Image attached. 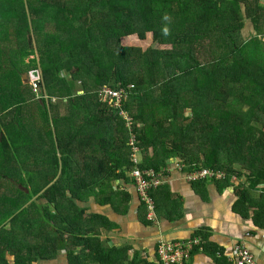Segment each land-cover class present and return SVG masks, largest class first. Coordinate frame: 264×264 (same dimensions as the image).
Returning a JSON list of instances; mask_svg holds the SVG:
<instances>
[{"label": "trees", "instance_id": "16d2710c", "mask_svg": "<svg viewBox=\"0 0 264 264\" xmlns=\"http://www.w3.org/2000/svg\"><path fill=\"white\" fill-rule=\"evenodd\" d=\"M147 32L171 49L122 43ZM34 69L40 103L17 81ZM78 82L81 94L73 92ZM103 86L123 88L127 100L101 102ZM0 122V264L45 262L61 250L67 264H135L122 249L104 248L99 235L110 223L76 203L94 196L117 210L118 194L127 193L113 184L134 186L132 133L141 170L159 172L177 159L184 173L223 172L214 181L227 186L245 171L235 208L264 227V130L253 141L264 127V4L0 0ZM160 187L150 191L154 201Z\"/></svg>", "mask_w": 264, "mask_h": 264}, {"label": "crops", "instance_id": "0c3cea01", "mask_svg": "<svg viewBox=\"0 0 264 264\" xmlns=\"http://www.w3.org/2000/svg\"><path fill=\"white\" fill-rule=\"evenodd\" d=\"M242 7L245 8L244 4ZM252 31L253 22L246 18L245 37ZM177 163L171 160L159 171L163 172L165 183L158 190L159 200L154 201L153 219H148L147 208L134 186L122 185V180L112 187L117 193H127L118 194L115 211L110 203L99 204L94 196H89L86 202L76 201L86 214L100 215L110 223V229L101 230L99 235L104 248L122 249L127 261L136 258L135 264H160L157 255L160 243L199 241L190 252L189 264H234V246L241 243L251 251L257 264H264V227L254 221L252 213L244 216L235 208L243 190L239 188L241 179L233 186L214 180L189 182L186 173L176 167ZM59 261L67 264L64 250L45 264H59Z\"/></svg>", "mask_w": 264, "mask_h": 264}, {"label": "built area", "instance_id": "2783aa9c", "mask_svg": "<svg viewBox=\"0 0 264 264\" xmlns=\"http://www.w3.org/2000/svg\"><path fill=\"white\" fill-rule=\"evenodd\" d=\"M40 84L41 81L39 77L38 80L36 79L34 85L35 87H39ZM33 90L35 91V89ZM126 92L127 91L123 88L116 90L108 86H103L100 93L98 94V98L103 103H111V106L121 107L123 101L127 100L128 95ZM122 113L123 112H121V114ZM130 140L134 142L136 141V137H132ZM133 142H131L132 150L134 149L136 153L141 154L140 148L137 146V143L134 144ZM135 146L139 150L136 151ZM132 160L135 163V167L131 171L130 176L133 180L134 188L139 195L140 200L145 204L147 208L148 219H153L156 206L153 198L150 196V191L157 189L158 187L163 185L165 183V176L163 175V172H155L153 169L141 170L137 166L138 164H140V161L136 160L135 158ZM176 167L180 171H182L183 166L180 165V163H177ZM224 176V173L221 171H213L207 168L198 169L185 174V178L189 182L214 179L218 180L224 178ZM233 181H238L237 177H234ZM198 245L199 241H177L174 243H160L157 248V255L159 256L160 264H189L191 257L190 252ZM232 260L234 264H257L256 259L251 251L241 243H237L234 246Z\"/></svg>", "mask_w": 264, "mask_h": 264}, {"label": "rangeland", "instance_id": "374dc122", "mask_svg": "<svg viewBox=\"0 0 264 264\" xmlns=\"http://www.w3.org/2000/svg\"><path fill=\"white\" fill-rule=\"evenodd\" d=\"M13 42H14V39H10V41L9 42H1V45H5L4 47H3V49H7V45L6 44H8L9 46H11V45H13ZM122 43L124 44V45H126V46H135V47H140V48H142L143 50H147V49H149V48H163V49H171V47H169V46H161V45H159V44H157V43H155L154 41H153V38H152V32H147L146 33V36H145V38L144 39H141V38H139L137 35H132V36H129V37H126V38H123L122 39ZM15 45V44H14ZM33 47H34V45H33ZM32 58V56H30V57H26L25 59H24V63H28L29 62V60ZM25 74V76H26V79H19V80H17L18 82H20L21 84H28L30 87H31V89L33 88V89H35V91H34V93H35V95H36V98H37V103H40V100L42 99L41 97H43V98H46L41 92V84H40V86L38 87H35V85H34V83H35V81H36V79L38 80L39 79V77H40V81H41V71L39 70V69H34V70H30V71H28L27 73H24ZM37 77V78H36ZM42 83V82H41ZM103 88V87H102ZM101 88V89H102ZM101 89L98 91V94L100 93V91H101ZM81 91V89H80V85H79V82L78 83H76V84H73V92L75 93V92H78L79 94H81L82 92H80ZM41 98V99H40ZM57 104H58V102H57ZM111 104V103H110ZM113 105V104H112ZM114 107V106H113ZM59 111L62 113V112H64V110L62 111V107L59 105ZM123 113L121 114L124 118H125V120H126V122H127V126L130 128V129H132L131 128V126H132V124L134 123V121H133V119H132V117L126 112V111H122ZM185 114L186 115H191V111L190 110H187V111H185ZM137 126L138 127H144V124L142 123V122H137ZM262 130H264V127H261V126H257V128H256V130H255V133H254V139H253V141L254 140H256L257 139V137L259 136V133H260V131H262ZM132 137H135V134L134 133H132V135H131V137H130V139L132 138ZM131 142H133L132 140H129V142H128V144L131 146ZM134 144H136V141H134L133 142ZM135 150L137 151V150H139L136 146H135ZM131 151H132V153H133V156H132V159H136V160H139L140 161V163L142 162V155L141 154H138V153H136L135 151H134V149L132 150V147H131ZM150 152L152 153V148H150ZM140 153V152H139ZM175 161H177V159H175ZM245 171H243V174H241L240 175V177L239 178H237V180L238 179H241V181L244 183L245 181H246V176H245ZM33 200H35V198H33ZM42 204L44 203L43 201L41 202ZM38 263H41V264H45V262H43V261H37L36 262V264H38ZM59 264H61V261H59Z\"/></svg>", "mask_w": 264, "mask_h": 264}, {"label": "water", "instance_id": "95a60500", "mask_svg": "<svg viewBox=\"0 0 264 264\" xmlns=\"http://www.w3.org/2000/svg\"><path fill=\"white\" fill-rule=\"evenodd\" d=\"M23 79H26L25 75H23ZM259 189H264V184L259 185Z\"/></svg>", "mask_w": 264, "mask_h": 264}]
</instances>
